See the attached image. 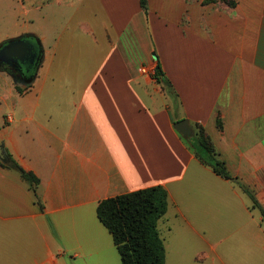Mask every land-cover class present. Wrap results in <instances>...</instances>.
I'll return each instance as SVG.
<instances>
[{
  "label": "crops",
  "instance_id": "crops-1",
  "mask_svg": "<svg viewBox=\"0 0 264 264\" xmlns=\"http://www.w3.org/2000/svg\"><path fill=\"white\" fill-rule=\"evenodd\" d=\"M233 1L0 0V46L37 53L27 72L0 62V264H121L96 207L155 185L158 229L206 244L174 263L165 249L166 264H229L221 240L239 236L245 264H264V217L240 187L264 209V0ZM158 65L175 99L141 72ZM181 119L234 180L197 158ZM13 162L38 178L42 209Z\"/></svg>",
  "mask_w": 264,
  "mask_h": 264
},
{
  "label": "trees",
  "instance_id": "trees-1",
  "mask_svg": "<svg viewBox=\"0 0 264 264\" xmlns=\"http://www.w3.org/2000/svg\"><path fill=\"white\" fill-rule=\"evenodd\" d=\"M223 1L234 5L233 0ZM140 6L144 12L147 11L146 0H140ZM158 68L160 70L159 65ZM160 72V74L157 71L155 73L156 81L163 85L170 98L175 99L176 93L171 83L164 77L161 70ZM17 89L22 90L18 86ZM194 136V141L188 136H183V138L189 143L197 158L209 165L222 178L234 180L228 173L224 161L216 157V151L202 127L198 128ZM13 167L28 183L35 203L42 209V203L37 194L38 178L14 162ZM240 187L248 194L253 206L257 207L264 217V209L256 202L250 191L243 185ZM167 205V191L161 185L138 189L99 201L96 207L97 217L111 234L121 264H166L165 247L157 223L164 216Z\"/></svg>",
  "mask_w": 264,
  "mask_h": 264
},
{
  "label": "rangeland",
  "instance_id": "rangeland-1",
  "mask_svg": "<svg viewBox=\"0 0 264 264\" xmlns=\"http://www.w3.org/2000/svg\"><path fill=\"white\" fill-rule=\"evenodd\" d=\"M156 73V72H155ZM150 77L155 78L154 75H150ZM188 137L194 141V134L188 135ZM203 150V148H201ZM203 152V151H202ZM160 228V227H159ZM161 237L163 239V243L165 246V249L167 253L169 254V261L171 257V263H174L176 261L175 258H173V253L177 252L180 253L182 248L186 249L187 256H192L197 250H199V247L205 246L206 244L201 242L199 239L191 238V237H185L181 234V231L179 229L171 230L169 233L165 232L162 228L159 229ZM216 241V239H213ZM212 239H210L209 242L213 243ZM218 240V239H217ZM221 240V239H220ZM33 241V238H27L22 239V245L25 246L26 250L32 249L31 243ZM17 242L13 240V250L14 247H16ZM220 247L227 248L229 250H226L225 252H220V256L225 259L229 264H245L247 263V236H239L234 238H227L221 240ZM19 255L18 254H12V262L13 264L16 262V259ZM39 256H44L43 253H41ZM20 264H33L31 262H22Z\"/></svg>",
  "mask_w": 264,
  "mask_h": 264
},
{
  "label": "water",
  "instance_id": "water-1",
  "mask_svg": "<svg viewBox=\"0 0 264 264\" xmlns=\"http://www.w3.org/2000/svg\"><path fill=\"white\" fill-rule=\"evenodd\" d=\"M36 57L35 45L24 38L11 39L0 46V60L14 63L18 66V69L23 65L26 72L35 64ZM157 73L160 74V70H157ZM11 75L14 81H19L25 85L28 84L22 77ZM173 127L183 136H188L192 133L187 119L174 122ZM0 162L6 165L10 163L2 145H0Z\"/></svg>",
  "mask_w": 264,
  "mask_h": 264
},
{
  "label": "built area",
  "instance_id": "built-area-1",
  "mask_svg": "<svg viewBox=\"0 0 264 264\" xmlns=\"http://www.w3.org/2000/svg\"><path fill=\"white\" fill-rule=\"evenodd\" d=\"M141 72L145 73V74H150V75H154L156 70L154 68H147V67H142L141 68Z\"/></svg>",
  "mask_w": 264,
  "mask_h": 264
},
{
  "label": "flooded vegetation",
  "instance_id": "flooded-vegetation-1",
  "mask_svg": "<svg viewBox=\"0 0 264 264\" xmlns=\"http://www.w3.org/2000/svg\"><path fill=\"white\" fill-rule=\"evenodd\" d=\"M0 62L3 63L4 61L0 60ZM7 64L13 70H15V69L17 70L18 69V66H16L14 63H7Z\"/></svg>",
  "mask_w": 264,
  "mask_h": 264
}]
</instances>
